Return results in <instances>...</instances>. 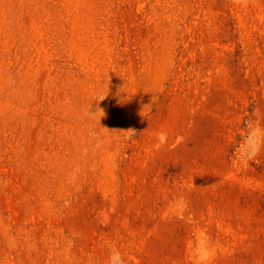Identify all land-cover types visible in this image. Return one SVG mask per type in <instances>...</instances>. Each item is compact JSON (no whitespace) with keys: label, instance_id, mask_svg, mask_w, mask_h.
Listing matches in <instances>:
<instances>
[{"label":"rangeland","instance_id":"obj_1","mask_svg":"<svg viewBox=\"0 0 264 264\" xmlns=\"http://www.w3.org/2000/svg\"><path fill=\"white\" fill-rule=\"evenodd\" d=\"M0 264H264V0H0Z\"/></svg>","mask_w":264,"mask_h":264},{"label":"clouds","instance_id":"obj_2","mask_svg":"<svg viewBox=\"0 0 264 264\" xmlns=\"http://www.w3.org/2000/svg\"><path fill=\"white\" fill-rule=\"evenodd\" d=\"M99 112L103 114L102 110H101V111H99ZM95 114H96V113H92V115H95Z\"/></svg>","mask_w":264,"mask_h":264}]
</instances>
